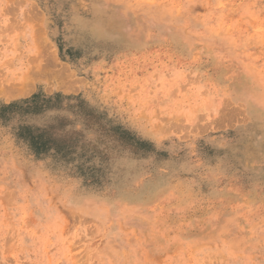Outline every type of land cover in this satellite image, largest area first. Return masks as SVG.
<instances>
[{"label": "rangeland", "instance_id": "1", "mask_svg": "<svg viewBox=\"0 0 264 264\" xmlns=\"http://www.w3.org/2000/svg\"><path fill=\"white\" fill-rule=\"evenodd\" d=\"M0 264H264V0H0Z\"/></svg>", "mask_w": 264, "mask_h": 264}, {"label": "bare ground", "instance_id": "2", "mask_svg": "<svg viewBox=\"0 0 264 264\" xmlns=\"http://www.w3.org/2000/svg\"><path fill=\"white\" fill-rule=\"evenodd\" d=\"M93 32H94V31L92 30L91 33H93ZM21 91H23V90L21 89Z\"/></svg>", "mask_w": 264, "mask_h": 264}]
</instances>
